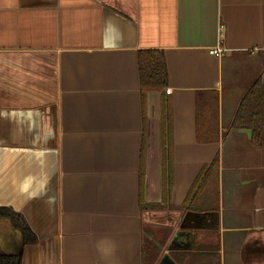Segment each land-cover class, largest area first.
<instances>
[{
	"label": "crops",
	"instance_id": "0c3cea01",
	"mask_svg": "<svg viewBox=\"0 0 264 264\" xmlns=\"http://www.w3.org/2000/svg\"><path fill=\"white\" fill-rule=\"evenodd\" d=\"M142 49L163 50L165 87H142ZM259 77L264 0H0V206L36 236L0 217V255L157 264L164 228L179 264H264V149L231 127ZM162 104L174 185L146 212L142 166L146 202L163 198ZM167 212L185 231L158 225Z\"/></svg>",
	"mask_w": 264,
	"mask_h": 264
},
{
	"label": "trees",
	"instance_id": "16d2710c",
	"mask_svg": "<svg viewBox=\"0 0 264 264\" xmlns=\"http://www.w3.org/2000/svg\"><path fill=\"white\" fill-rule=\"evenodd\" d=\"M141 84L145 89H159L165 87L168 83V68L163 50L160 49H142L139 51ZM163 110V128L162 135V202L159 204H150L145 200V182L146 172L142 166L140 174L141 183V207L148 211L150 208H163L168 204L174 185V157L172 140L170 137L171 106L170 104H162ZM231 127L234 129H249L252 133L251 142L254 147L264 149V83L262 79L257 78L242 96L236 113L234 115ZM218 158H215L211 164L212 168L218 166ZM211 175L208 171L200 174L202 176ZM198 179L186 199L193 195ZM0 217L9 218L15 227L22 230L24 238L28 242L36 239L35 234L26 222V220L15 211L0 206ZM0 264H20V260L16 255H0Z\"/></svg>",
	"mask_w": 264,
	"mask_h": 264
},
{
	"label": "rangeland",
	"instance_id": "374dc122",
	"mask_svg": "<svg viewBox=\"0 0 264 264\" xmlns=\"http://www.w3.org/2000/svg\"><path fill=\"white\" fill-rule=\"evenodd\" d=\"M178 214L179 213H177V215H173V212H167V213L163 214V217L161 218L159 216L162 215V213H158V215H157L158 225L161 224L163 226H168L171 229H173V228L183 229V230L186 229L187 228L186 225L184 226L185 221H183V220L180 221L179 220L180 216H178ZM159 222H161V223H159ZM182 224H183V226H182ZM156 230H157V233H156L157 242L160 243V245L157 247V250H156V251H158V254H160L159 255L160 257H159L158 262H157V264H158L164 253H170L172 256H174V255L170 252L169 247L167 248V246L169 244L167 243L166 232H168V231L165 230L164 228H162V229L157 228ZM165 245H167V246L165 247ZM147 248L148 247L145 248L146 253H147ZM174 259H175V257H174ZM178 261H179V259H178Z\"/></svg>",
	"mask_w": 264,
	"mask_h": 264
},
{
	"label": "water",
	"instance_id": "95a60500",
	"mask_svg": "<svg viewBox=\"0 0 264 264\" xmlns=\"http://www.w3.org/2000/svg\"><path fill=\"white\" fill-rule=\"evenodd\" d=\"M185 231V230H184ZM173 242L169 245V250L175 248ZM158 264H179L170 253H164Z\"/></svg>",
	"mask_w": 264,
	"mask_h": 264
},
{
	"label": "built area",
	"instance_id": "2783aa9c",
	"mask_svg": "<svg viewBox=\"0 0 264 264\" xmlns=\"http://www.w3.org/2000/svg\"><path fill=\"white\" fill-rule=\"evenodd\" d=\"M210 53L213 54V55H216V56L221 57V56L225 55L226 48L223 47V45L220 44V45H218V46H216L214 48H211L210 49ZM170 91H171V88L170 87L169 88H166V92L167 93H170Z\"/></svg>",
	"mask_w": 264,
	"mask_h": 264
}]
</instances>
